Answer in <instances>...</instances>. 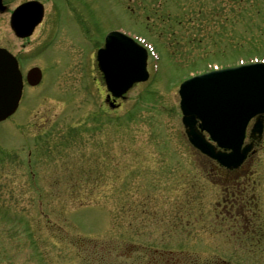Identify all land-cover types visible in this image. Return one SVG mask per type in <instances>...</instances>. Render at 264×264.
Instances as JSON below:
<instances>
[{
	"label": "rangeland",
	"instance_id": "1",
	"mask_svg": "<svg viewBox=\"0 0 264 264\" xmlns=\"http://www.w3.org/2000/svg\"><path fill=\"white\" fill-rule=\"evenodd\" d=\"M22 1L3 0L0 45L23 76L32 66L43 76L0 122V264H264V251L221 230L225 185L190 145L178 94L209 64L264 58V0H40L43 18L21 39L9 15ZM116 25L152 40L159 57L114 108L95 52ZM262 125L237 177L259 181L264 214Z\"/></svg>",
	"mask_w": 264,
	"mask_h": 264
},
{
	"label": "water",
	"instance_id": "2",
	"mask_svg": "<svg viewBox=\"0 0 264 264\" xmlns=\"http://www.w3.org/2000/svg\"><path fill=\"white\" fill-rule=\"evenodd\" d=\"M5 9L6 6L0 0V11ZM25 15L28 26L21 27ZM42 16L43 5L39 1L25 2L13 11L11 27L17 35L26 36ZM97 61L107 89L114 97H123L133 83L148 77L146 50L117 31L106 35L104 47L97 51ZM40 78L39 68L29 70V83L36 84ZM22 85L16 59L6 49L0 48V120L15 111ZM179 94L182 123L189 141L221 164L230 167L238 165L250 148L249 145L241 148L248 120L259 115L253 132L262 131L264 63L243 64L196 75L181 83ZM109 104L115 106L113 101ZM197 119L200 120L198 126L201 130L196 126ZM203 130L210 134L218 146L230 151L216 150L205 139Z\"/></svg>",
	"mask_w": 264,
	"mask_h": 264
},
{
	"label": "flooded vegetation",
	"instance_id": "3",
	"mask_svg": "<svg viewBox=\"0 0 264 264\" xmlns=\"http://www.w3.org/2000/svg\"><path fill=\"white\" fill-rule=\"evenodd\" d=\"M104 35L105 33L103 34L102 39H104ZM151 42L153 41L151 40ZM14 55L21 68V59L16 53H14ZM253 123L254 120L250 122L246 133V141H252L253 147L242 164L237 167L228 168L215 163L206 156L204 157L207 158L212 165H210L209 175L212 174L217 181L222 182L223 185H225L220 200H218L216 206L219 211L215 213L221 230L229 233L236 242H239L240 247L246 246L253 248L255 251H258L259 255L261 250L264 251V214L261 210V200L258 191L260 186L259 181L255 179L239 180L237 177L239 174H243L240 172L245 170L244 164L251 154L256 151V143L259 141L250 137V128ZM247 172L246 176L249 174V171ZM261 255L263 256L262 253ZM191 261L192 260H176L171 264H192ZM217 264L232 263L220 259V263Z\"/></svg>",
	"mask_w": 264,
	"mask_h": 264
},
{
	"label": "trees",
	"instance_id": "4",
	"mask_svg": "<svg viewBox=\"0 0 264 264\" xmlns=\"http://www.w3.org/2000/svg\"><path fill=\"white\" fill-rule=\"evenodd\" d=\"M81 204H85V203H81Z\"/></svg>",
	"mask_w": 264,
	"mask_h": 264
},
{
	"label": "bare ground",
	"instance_id": "5",
	"mask_svg": "<svg viewBox=\"0 0 264 264\" xmlns=\"http://www.w3.org/2000/svg\"><path fill=\"white\" fill-rule=\"evenodd\" d=\"M250 153H248V155H249Z\"/></svg>",
	"mask_w": 264,
	"mask_h": 264
}]
</instances>
